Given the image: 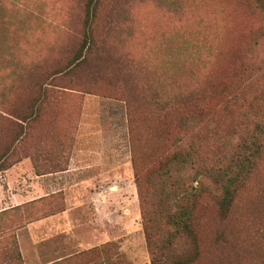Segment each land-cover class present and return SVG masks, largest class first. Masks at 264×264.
Wrapping results in <instances>:
<instances>
[{"label": "trees", "instance_id": "1", "mask_svg": "<svg viewBox=\"0 0 264 264\" xmlns=\"http://www.w3.org/2000/svg\"><path fill=\"white\" fill-rule=\"evenodd\" d=\"M245 1L264 17V0ZM139 3L147 8L144 13L167 22L173 38L161 40V47L186 44L179 52L169 50L166 67L136 62L127 53H120L121 59L112 55L118 59L111 62L95 39L103 11L108 29L120 31L125 23L136 27L139 15L132 12ZM230 23L220 0H121L108 6L87 0L85 35L68 63L51 74V83H40L24 114L19 105H11L14 112L2 105L1 117L21 126L8 152L27 138L49 84L62 88L55 100L67 90L122 96L150 264H264L263 91L256 93L260 88L253 84L246 89L224 85L230 94L226 103L209 104L217 74L228 72ZM125 60L136 70L126 69ZM56 76L66 82L53 84ZM224 127L230 131L222 132ZM230 135L237 138L233 147Z\"/></svg>", "mask_w": 264, "mask_h": 264}, {"label": "rangeland", "instance_id": "2", "mask_svg": "<svg viewBox=\"0 0 264 264\" xmlns=\"http://www.w3.org/2000/svg\"><path fill=\"white\" fill-rule=\"evenodd\" d=\"M117 1L121 0L103 3L108 6ZM86 3L87 0H0V156L6 155L0 171L25 159L39 174L65 170L74 157L93 164L97 169L85 172L90 178L77 180L68 197L58 191L18 207L16 220L25 223L43 218L63 212L69 205L72 234L66 242L60 236L57 253L73 254L67 264H150L132 165L127 103L122 96L67 90L60 100H55V91L62 88L49 84L47 100L39 116L29 122L27 138L12 151L7 150L21 126L9 117H1L3 107L14 112L11 105H19L24 114L38 97L40 83H51V74L68 63L85 35ZM220 3L230 14L232 43L225 64L228 72L217 74L218 86L209 104L218 107L226 103L230 94L224 92V85L246 89L253 84L260 88L256 93L263 91L264 98L260 85L264 86V17L252 12L245 0ZM143 5L139 3L132 12L139 15L137 26L125 27V23L120 31L102 24L106 15L103 11L98 17L95 39L111 62L118 59L112 55L121 59L120 53H127L136 62L166 67L169 50L179 52L186 44L161 47V40L173 35L168 33L165 19L144 13L147 8ZM125 62L126 69L136 70L130 60ZM132 79H139V71ZM65 82L60 76L53 80L58 85ZM236 105L238 110L240 101ZM220 130L227 133L230 128ZM229 140L230 147L237 142L236 136L230 135ZM45 246L42 262L52 258L45 255L50 252V246ZM19 261L22 262L20 254Z\"/></svg>", "mask_w": 264, "mask_h": 264}, {"label": "crops", "instance_id": "3", "mask_svg": "<svg viewBox=\"0 0 264 264\" xmlns=\"http://www.w3.org/2000/svg\"><path fill=\"white\" fill-rule=\"evenodd\" d=\"M78 162L83 160L77 161L74 157L65 170L39 174L30 160L25 159L0 171V264H57L73 256L57 255L60 236L66 242L67 236L72 234L71 206L68 205L63 212L25 223L16 220V216L18 207L49 194L64 191L68 197V192L78 184L77 180L90 178L85 172L97 169L88 161L81 166ZM45 244L50 246V252L45 255L52 258L42 262ZM19 254L22 262L19 261Z\"/></svg>", "mask_w": 264, "mask_h": 264}]
</instances>
